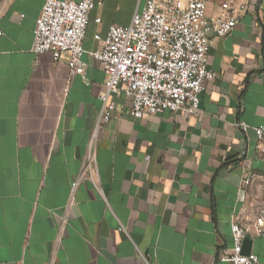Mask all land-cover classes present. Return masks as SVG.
<instances>
[{
	"label": "crops",
	"instance_id": "crops-1",
	"mask_svg": "<svg viewBox=\"0 0 264 264\" xmlns=\"http://www.w3.org/2000/svg\"><path fill=\"white\" fill-rule=\"evenodd\" d=\"M45 1L0 2V264H145L141 254L150 264H223L234 221L264 264V158L253 131L264 125V0L227 36L210 34L216 78L197 113L135 119L121 93L101 124L99 62L85 53V73L71 75L66 55L56 62L31 51ZM146 1L104 0L90 14L85 50L98 49L111 25L129 26ZM205 1L207 17L222 13L224 0ZM96 129L99 182L89 172L80 180L58 241Z\"/></svg>",
	"mask_w": 264,
	"mask_h": 264
},
{
	"label": "built area",
	"instance_id": "built-area-1",
	"mask_svg": "<svg viewBox=\"0 0 264 264\" xmlns=\"http://www.w3.org/2000/svg\"><path fill=\"white\" fill-rule=\"evenodd\" d=\"M103 3L104 0H46L36 22L31 49L37 55L52 53L56 62L66 55L71 75L85 73L86 64L82 60L85 53L99 62L106 75L105 91L100 95L103 103L100 124L110 122L116 111L112 97L121 93L130 101L135 119L166 110L197 113L208 84L216 78V73L209 68L210 34L217 38L230 34L250 5L258 13L263 9L260 0L248 3L224 0L222 13L207 17L205 0H147L129 26L111 25L99 48L87 52L83 40L90 14ZM95 21L100 24L101 18ZM239 126L245 131L249 129L245 123ZM98 129L90 140L80 176L71 185L68 204L61 215L58 241L65 234L80 180L89 172V179L96 186L99 182ZM253 131L257 149L264 158V125L254 127ZM256 232L264 235V214L257 219ZM231 233L233 253L221 254L219 260L223 264H258L256 255L243 253L248 229L234 221ZM141 256L145 264H150Z\"/></svg>",
	"mask_w": 264,
	"mask_h": 264
},
{
	"label": "water",
	"instance_id": "water-1",
	"mask_svg": "<svg viewBox=\"0 0 264 264\" xmlns=\"http://www.w3.org/2000/svg\"><path fill=\"white\" fill-rule=\"evenodd\" d=\"M249 245H250V239L247 237L244 241V247H243L244 254H247V255L250 254Z\"/></svg>",
	"mask_w": 264,
	"mask_h": 264
},
{
	"label": "rangeland",
	"instance_id": "rangeland-1",
	"mask_svg": "<svg viewBox=\"0 0 264 264\" xmlns=\"http://www.w3.org/2000/svg\"><path fill=\"white\" fill-rule=\"evenodd\" d=\"M3 0H0V2H2Z\"/></svg>",
	"mask_w": 264,
	"mask_h": 264
}]
</instances>
